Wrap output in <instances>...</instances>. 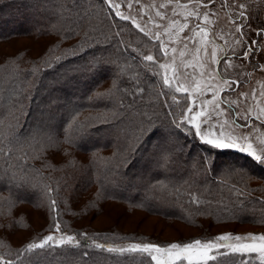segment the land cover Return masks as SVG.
<instances>
[{
	"label": "trees",
	"instance_id": "16d2710c",
	"mask_svg": "<svg viewBox=\"0 0 264 264\" xmlns=\"http://www.w3.org/2000/svg\"><path fill=\"white\" fill-rule=\"evenodd\" d=\"M115 17L104 0H0V41L53 38L45 46L38 40L41 53L32 59L19 48L0 64V225L23 204L44 206L43 229L52 231L62 217L59 231L90 245L27 250L29 239L12 248L0 242V257L13 264H152L145 253L95 244L163 245L156 238L130 231L104 237L65 224L85 211L71 200L93 183L92 207L105 199L169 220L264 228V164L206 145L189 127L177 129L175 107L169 102L173 119L169 97L161 95L165 87L129 48L133 33ZM149 118L141 136L139 125L147 127ZM69 150L86 153V162ZM192 196L200 202H190ZM17 215L15 222L27 227L24 213ZM224 253L209 264H259L255 254Z\"/></svg>",
	"mask_w": 264,
	"mask_h": 264
},
{
	"label": "rangeland",
	"instance_id": "374dc122",
	"mask_svg": "<svg viewBox=\"0 0 264 264\" xmlns=\"http://www.w3.org/2000/svg\"><path fill=\"white\" fill-rule=\"evenodd\" d=\"M238 2L245 3L247 6L246 12L248 20L245 22L246 24L251 25L253 30L264 27V2H262V0H238ZM114 3H119L121 5L119 11L130 18H134L136 22L139 23L141 27L149 33V35L146 36L144 32H141L135 27L134 24L131 23V19L124 20L123 22L127 26L128 31L133 33V35L126 36L129 48L136 54H139L141 60L142 55L152 54L159 57L155 64L143 60L142 62H144V65H147L150 74L159 73V75L155 76H157L161 84L165 87L164 90L169 97V99H165L168 103L166 104L169 107L168 109H171L169 102L172 103L171 106L173 108L175 107V111L177 112V116L175 118L176 121H180L185 114L193 115L197 111H205L206 115L200 118L202 130H207L208 124H215L216 127L210 129L214 136H219L221 133H223L225 137L229 135H248L250 141L253 143V146L259 147V141L264 140V123L256 120L255 114H253L251 120L247 121V123L250 125L249 127H237V124H244L246 121L240 119L239 117H235L236 123L232 122L234 119L232 112L241 110V108H237L235 105L232 106L231 110H227V105L222 104L221 107L226 109L224 114L219 117L213 116L211 120H208V124L203 123V121L207 119V116L212 113L213 109L211 104L203 103L204 101H211L213 99L212 92L207 91V88L209 87L208 72L213 68H215L218 72L223 71V57L225 53L224 51H221V49L227 50L228 46L225 44L226 40L230 43H234L235 40L234 36L228 35V33L232 32L235 27L229 22V17L235 16L236 12L241 10L236 9L233 11L227 8H220V0H217L212 10H217L218 15L210 16L212 21L211 24H201V27L208 29L209 36L204 44H200V37H195L193 40H184L185 36L193 35L190 30L195 26V24L200 23L199 20H195L193 17L187 16L188 11L196 9V5L194 3H189V0H179L180 6L177 5L176 0H173L171 4H168L167 0H139L138 3L137 0H114ZM129 3L132 4L131 8L128 7ZM162 3L165 4L166 7L161 8L160 5ZM182 5H187V8L182 7ZM107 7L112 16L115 17L116 10L112 7H109L108 5ZM173 10H175V14ZM157 11L163 13L165 18L161 19L160 17L156 16ZM199 11L203 13L205 11H210V9L200 7ZM186 16L187 19H185ZM170 20L179 21L180 24L188 23L189 27L182 33H178V29H172L168 34H164L163 27H156L157 24L166 27L170 23ZM15 21H17L16 18ZM30 23L31 22H28V24ZM2 27L3 29H7V25H2ZM221 30H223V33L226 34L224 39H219L215 36V34ZM245 31L246 35L244 39L246 41L250 42L253 38L259 40L260 50L258 51L256 57H250V60H252V63H255L257 60L260 63H264V38L256 37L255 31H248L247 29ZM155 32L161 33L160 40L151 38V34ZM38 40L41 42V46L42 44L45 46L47 42H52L53 38L29 35L17 36L5 41H0V64L5 62L7 56H14L16 53H18L19 48L28 50L30 59H32V57H36L41 53V51H39V45H36ZM161 41L167 45V56L163 55V50L160 48ZM213 41L215 45L219 46L216 48V51L217 59L221 60V64H214L211 62ZM185 44L188 45L187 48L184 47ZM197 47L200 48L199 54H197L195 51ZM173 48L176 49L175 52H172ZM241 48L242 46H237V51H240ZM205 49L207 50L206 52ZM181 51L184 52V56L180 55ZM12 59L13 58L10 60ZM231 60L232 63L237 66L228 69V73L231 78H237L236 73L241 71L251 73V76L245 77V79H248L249 82L237 88L236 92H222L220 94L221 98L227 96L229 99H238V93L245 92L250 94L253 87H255L257 89V98L261 101H264V97L259 96V92L264 90V71H253L250 64L245 63L243 60L236 59L235 57H231ZM189 62H191V66L186 67L185 65H187ZM160 64H166L167 67L160 68ZM240 65H244V67L241 68L239 67ZM177 72L179 73V79L172 80V88L165 86L163 84L164 76L167 75L169 77H173ZM185 73H189L190 75L185 77ZM201 73H203V75H201ZM196 83H198L200 85V89L204 91L203 95H199L193 90ZM211 83L218 86L221 83L220 78L217 77L216 80L212 81ZM181 85L189 88V92H184L183 89L180 92H177L175 89ZM173 97H175V101L173 100ZM245 103L255 107L256 101L252 100L249 96V98L245 100ZM189 106L192 107L193 111L191 113H186V109ZM261 106H264V103H262ZM221 125H223V127H221ZM187 127L190 128L191 126L189 125ZM161 146H164V144L162 143ZM227 149L241 152L236 148ZM69 152L71 154L80 156L81 160L86 162L88 157L86 153H76V150H69ZM104 152L106 154H110V149L104 150ZM55 153H57L56 161H61V154L64 153L59 150ZM241 153L246 154L245 152ZM95 186V183L91 184L86 191H80L76 198H72L71 201L73 203V207L78 209L84 205L81 210L85 208V211L81 212L80 217H70V220L66 219L65 224L82 226L94 233H98L99 236L111 238L118 237V235L124 231L144 234L150 238H156L160 240L163 243V245H160L162 247H167L172 243H180L182 245L186 242H191L193 241L191 238L199 234L202 236H209L213 233L215 234V236L213 235L209 239L203 240L202 242H207L212 240L213 237L228 233L240 236H246L248 234H264V228L257 226L234 225L232 223L226 222H224V224H219L218 222L208 223L204 220H199L197 222L198 224L189 223L186 221L169 220L158 215L145 213L144 211L138 210L135 207L131 208V206H126L123 203L106 201L105 199L103 202L100 201L101 204L99 203V207H92L87 203L91 199V191L95 189ZM50 202L52 206L51 212H53L54 204L52 201ZM17 207L18 206H14V208ZM18 212L24 213V216L20 218H23V220L26 221L27 227L23 225L21 221L22 219L20 220V224L15 222V218H19L17 215ZM45 215L47 214L46 208L44 206L32 207L31 205L29 206L23 204L16 210V214H13V219H8V221L4 220L6 222L0 225L1 244L12 248L16 245H20L28 239L30 243H40L45 237L52 235L56 239L49 242V245H56V240H58L62 234L64 236H74L73 233L69 234L62 231H57L56 228H53L52 231L43 229V226L41 225L45 221ZM63 220L64 219L62 217H56V220L54 219L53 222L55 225H57L63 222ZM179 238L189 241H177L180 240ZM242 242L250 243L248 240ZM146 243L150 242H122L107 244L105 247L126 248L131 244ZM232 243L239 242L232 241ZM220 252L232 253L230 249H220L216 255H219ZM255 255L258 257V254ZM152 264H154V262H152Z\"/></svg>",
	"mask_w": 264,
	"mask_h": 264
},
{
	"label": "snow or ice",
	"instance_id": "6c2138e0",
	"mask_svg": "<svg viewBox=\"0 0 264 264\" xmlns=\"http://www.w3.org/2000/svg\"><path fill=\"white\" fill-rule=\"evenodd\" d=\"M104 2L109 6L114 8L115 15L122 20H130L131 23L135 25L137 29L147 36L149 33L145 31L144 28L141 27L139 23L136 22L134 18H130L127 15H124L119 11L121 5L119 3H114V0H104ZM139 0H137V3ZM173 0H167L168 4H171ZM217 0H189V3H194L196 5L195 10H190L187 13V16L193 17L195 20H199L200 23L195 24V26L190 30L193 35L192 36H185L184 40H193L195 37H200V44H204L207 41L209 36L208 29L201 27V24H211L212 21L210 16L218 15L217 10H212L213 6L216 4ZM264 2V0H262ZM74 3V0H73ZM176 3L179 5V0H176ZM128 7L131 8L132 4L129 3ZM161 8L166 7L165 4L160 5ZM182 7L187 8V5H182ZM200 7H204L210 9V11H205L201 13L199 11ZM220 8H227L229 10H236L239 9L241 11L236 12L235 16L229 17V22L233 24L234 30L228 35H232L235 37L234 43H230L229 41H225V44L228 46L227 50L221 49L224 51L223 57V71L218 72L215 68L210 69L208 72V82L209 87L207 91H211L213 95V99L211 101H204L205 104H211L213 106L212 113L207 116V119L203 121L204 124H208V120H211L213 116L219 117L224 114L226 111L225 108H222L221 105H227V110H231L232 106L235 105L237 108H241L240 111L232 112L234 117L233 123H236L235 117H239L246 122L244 124H237V127H249V123L247 121L251 120L253 114H255V119L264 123V106H261L264 101H261L257 98V89L253 87L251 93L240 92L238 93V99H229L227 96L221 98V93L226 91L236 92V89L239 88L241 85L246 84L249 82L248 79H245L246 76L250 77L251 73L241 71L236 73L235 79L231 78L228 73V69L237 67L232 63L231 57H235L236 59L243 60L245 63L250 64L253 71L261 70L264 71V63H260L258 60L255 63H252L250 57L255 58L258 51L260 50L259 40L256 38L251 39L250 42L244 39L246 35V29L248 31H255L256 37H264V27L252 29L251 25L246 24L245 22L248 20L247 12H246V4L239 3L238 0H220ZM174 14H175V10ZM156 16L164 19L165 16L160 11L156 12ZM187 16L185 19H187ZM83 19V17H81ZM157 28L163 27L164 34H168L172 29H178V33H182L189 27L188 23L180 24L179 21L170 20L168 26H162L160 24L156 25ZM239 34V35H237ZM87 35V34H86ZM119 35V33H117ZM225 33L223 30L216 33L215 36L219 39H224ZM161 33L155 32L151 34V38L155 40H160ZM171 39V37H170ZM123 43V41H121ZM213 43V50L211 52V62L214 64H221V60L217 59V51L216 48L219 47ZM237 46H242L240 51H237ZM185 48L188 47L187 44L184 45ZM160 48L163 50V55L167 56V45L161 41ZM176 49L173 48L172 52H175ZM196 53L199 54L200 48H196ZM207 50L205 49V52ZM181 56H184V52H180ZM159 57L154 56L152 54L142 55V60L147 62H152L155 64L158 61ZM147 67V65H145ZM187 66H191V62H189ZM160 68H166V64H160ZM203 67V66H201ZM239 67L243 68L244 65H240ZM155 75H159V73H153ZM185 77L189 76V73L184 74ZM203 75V73H201ZM219 77L221 83L217 86L212 84L211 82L216 80ZM179 79V73H175L173 77H169L167 75L163 78V84L172 88V80ZM183 89L184 92H189V88L184 87L181 85L177 87L175 90L180 92ZM199 95H203L204 91L200 89V85L198 83L195 84L193 89ZM143 92V89H140ZM161 95H167V93H161ZM250 98L256 101L255 107L250 104H246L245 100ZM260 97H264V90L259 92ZM175 101V97H173ZM243 106V107H241ZM193 111L192 107L189 106L186 109V113H191ZM118 115V114H115ZM206 115L205 111H197L193 115L185 114L180 121H175V127L177 129H181L187 126H191L188 131L197 137L200 142L210 145L214 148L218 149H227V148H236L241 152H245L247 155L251 156L256 162L264 164V140L259 141V147H254L253 143L250 141L248 135L244 136H232L229 135L227 137L221 133L219 136H214L210 129L216 127L215 124H208L207 130H202V124L200 122V118ZM151 126L150 118H149V125L146 127L144 122H141L139 125V132L142 136L145 132L149 131V127ZM223 127V125H221ZM151 134V133H149ZM139 139V137L137 138ZM2 151V150H0ZM192 203L198 204L200 201L195 197H191ZM264 203V199L259 201ZM53 204L56 202L53 200ZM56 230L59 231V224L56 225ZM85 238L87 239L86 234ZM56 238L52 235L45 237L40 243H30L27 245V250L31 249H43L49 245V242L55 240ZM248 240L250 243H243L242 241ZM232 241H237L239 243H232ZM65 244L72 245L75 247H90L88 244L81 245V242L76 239L75 236L68 235L64 236L63 234L61 237L56 240V246H63ZM95 247L98 249H104L105 245L95 244ZM220 249H230L232 253H239V254H258L257 259L259 260V264H264V234H248L246 236L240 235H233L231 233L228 234H221L219 236L213 237L212 240L207 242H202L201 239H195L191 242H186L184 244L180 243H172L167 247H162L157 244L146 243V244H131L126 248H111L108 247L106 250L109 252H119L123 253H146L148 257H150V261L154 262V264H209V261H215L217 259L216 253L219 252ZM220 255H225L227 253L220 252ZM87 255V253H85ZM0 264H13L12 260H4L0 257ZM241 264H246V262L241 261Z\"/></svg>",
	"mask_w": 264,
	"mask_h": 264
}]
</instances>
